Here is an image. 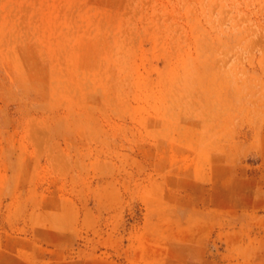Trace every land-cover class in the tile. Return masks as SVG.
I'll return each mask as SVG.
<instances>
[{
	"label": "rangeland",
	"instance_id": "1",
	"mask_svg": "<svg viewBox=\"0 0 264 264\" xmlns=\"http://www.w3.org/2000/svg\"><path fill=\"white\" fill-rule=\"evenodd\" d=\"M0 264H264V0H0Z\"/></svg>",
	"mask_w": 264,
	"mask_h": 264
}]
</instances>
